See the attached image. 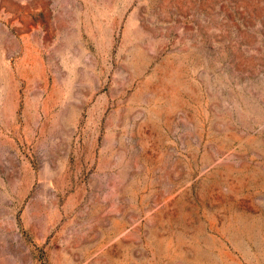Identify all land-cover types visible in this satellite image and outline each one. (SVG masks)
<instances>
[{
    "label": "rangeland",
    "instance_id": "rangeland-1",
    "mask_svg": "<svg viewBox=\"0 0 264 264\" xmlns=\"http://www.w3.org/2000/svg\"><path fill=\"white\" fill-rule=\"evenodd\" d=\"M0 264H264V0H0Z\"/></svg>",
    "mask_w": 264,
    "mask_h": 264
}]
</instances>
